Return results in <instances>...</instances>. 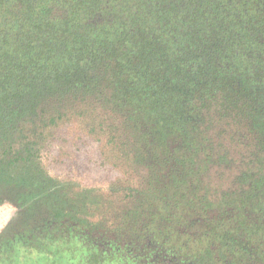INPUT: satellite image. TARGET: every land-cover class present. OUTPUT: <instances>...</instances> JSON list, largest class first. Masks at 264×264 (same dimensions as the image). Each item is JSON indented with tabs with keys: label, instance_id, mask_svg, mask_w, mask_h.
<instances>
[{
	"label": "trees",
	"instance_id": "16d2710c",
	"mask_svg": "<svg viewBox=\"0 0 264 264\" xmlns=\"http://www.w3.org/2000/svg\"><path fill=\"white\" fill-rule=\"evenodd\" d=\"M70 123L131 172L119 208L42 166ZM4 201L0 264H264V0H0Z\"/></svg>",
	"mask_w": 264,
	"mask_h": 264
},
{
	"label": "rangeland",
	"instance_id": "374dc122",
	"mask_svg": "<svg viewBox=\"0 0 264 264\" xmlns=\"http://www.w3.org/2000/svg\"><path fill=\"white\" fill-rule=\"evenodd\" d=\"M88 135L76 123L62 125L41 149V164L50 175L71 182L75 190L92 189L102 194L97 201L105 202L106 210L112 205L119 208L130 199L128 194L135 179L124 164L118 165L109 159L108 146H104L103 140L96 141ZM92 206L87 209L86 222L103 223L107 217L111 219L108 212L102 217ZM30 219L31 212L24 204L1 202L0 236L4 232H16Z\"/></svg>",
	"mask_w": 264,
	"mask_h": 264
}]
</instances>
